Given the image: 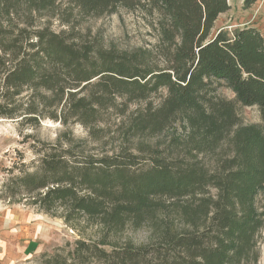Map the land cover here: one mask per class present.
<instances>
[{"label":"trees","instance_id":"trees-1","mask_svg":"<svg viewBox=\"0 0 264 264\" xmlns=\"http://www.w3.org/2000/svg\"><path fill=\"white\" fill-rule=\"evenodd\" d=\"M119 7L154 20L153 49L106 48L76 28L81 18ZM228 7L227 0H0V118L76 122L94 136L101 115L118 111L132 137L155 135L177 121L188 129L184 154L175 157L148 144V151L96 156L61 139L42 142L34 169L15 178L32 204L106 234L150 221L158 230L145 245L107 248L105 240L78 238L46 263L256 261L264 228V208L256 205L258 195L264 198V38L253 25L212 35ZM41 15L69 27L55 30L50 20L37 21ZM219 86L241 105H256L262 124L240 126L235 101L213 95ZM161 90L166 94L154 105L149 98ZM130 103L144 106L127 112ZM225 141L229 153L210 170L201 156Z\"/></svg>","mask_w":264,"mask_h":264},{"label":"rangeland","instance_id":"rangeland-1","mask_svg":"<svg viewBox=\"0 0 264 264\" xmlns=\"http://www.w3.org/2000/svg\"><path fill=\"white\" fill-rule=\"evenodd\" d=\"M227 1L229 7L215 21L212 35L224 29L231 36L237 29L254 25L264 38V0ZM45 20H50L55 30H67L69 27L56 18L38 16V22ZM153 22L151 17L139 10L119 7L110 14L81 18L75 25L106 48L131 52L138 49L151 50L157 44ZM165 94V90H161L149 100L154 105L158 104ZM213 95L235 101L234 93L225 86H219ZM136 105L143 107L144 103H130L127 112L134 110ZM235 108L240 126L262 124L256 105L243 106L235 101ZM125 117L120 116L118 111L104 112L98 125L102 130L94 131L97 134L94 136L98 137L91 136L87 128L76 122L63 125L58 121L44 119L38 124H21L18 119L0 118V264H48L47 256L59 248H72L78 238L105 240L107 248L112 244L123 245L127 242L145 245L156 240L158 230L155 221L145 222L139 227L129 223L121 231H107V234L98 226L85 222L74 226L67 224L62 218L45 213L32 204L30 194L19 192L15 183V178L24 171L34 169L37 158L35 153L42 148V142L55 143L59 139L67 146L96 156L110 155L122 148H129L136 153L140 148L148 151L146 144L172 157L184 154L188 137L185 122L177 121L155 135L140 134L132 137L126 133ZM226 144L225 141L214 153L201 156L202 162L210 170L216 167V161L221 156L229 153ZM140 164L143 165L139 163L138 166ZM209 193L214 194V189H210ZM256 205L259 210L264 208L261 195L257 196ZM175 224L178 226L176 219ZM256 247L257 259L248 264H264V228L257 238Z\"/></svg>","mask_w":264,"mask_h":264},{"label":"crops","instance_id":"crops-1","mask_svg":"<svg viewBox=\"0 0 264 264\" xmlns=\"http://www.w3.org/2000/svg\"><path fill=\"white\" fill-rule=\"evenodd\" d=\"M254 26V25H253ZM257 28V27H256Z\"/></svg>","mask_w":264,"mask_h":264}]
</instances>
